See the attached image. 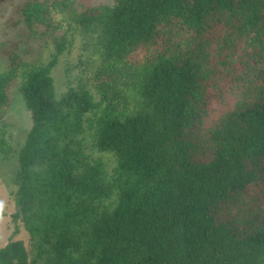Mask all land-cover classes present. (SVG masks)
<instances>
[{"label": "trees", "instance_id": "16d2710c", "mask_svg": "<svg viewBox=\"0 0 264 264\" xmlns=\"http://www.w3.org/2000/svg\"><path fill=\"white\" fill-rule=\"evenodd\" d=\"M77 1L19 9L29 26L60 15L63 40L49 63L11 54L0 75V108L19 84L33 120L14 219L53 242L49 264H264V0ZM78 30L83 74L126 68L99 100L84 86L55 94L52 68ZM87 115L110 174L63 146ZM29 259L22 240L0 248V264Z\"/></svg>", "mask_w": 264, "mask_h": 264}, {"label": "rangeland", "instance_id": "374dc122", "mask_svg": "<svg viewBox=\"0 0 264 264\" xmlns=\"http://www.w3.org/2000/svg\"><path fill=\"white\" fill-rule=\"evenodd\" d=\"M117 0H78L80 6L114 5ZM25 0H0V75L5 74L11 66V54H18L20 58L44 65L51 61L56 53V46L63 39L60 32L53 28L55 22L60 19L56 15L48 21L47 26L27 25L19 13ZM85 36L81 30L68 36L70 45L59 55L58 63L52 68L51 75L54 79V89L57 98L66 93L71 87L84 86L90 90L96 100H99L98 85L113 81H121L126 68L120 64L117 69H101V62L92 64L93 73L83 74L78 66L81 54V46ZM101 69L98 73L97 71ZM105 106V104H103ZM120 109H127L123 102ZM205 108V107H204ZM208 108L202 109L193 117V126L190 132L198 131L202 120L201 115H207ZM90 115L83 121V129L74 140H66L63 146L78 152L81 161L102 160L110 174L115 166L116 158L112 153L100 152L92 148L93 137L89 131ZM33 126L30 111L27 109L25 99L19 91V84L10 87L8 102L0 108V248L11 240L24 241L30 259L28 264H49L56 261V252L53 250V242H46L41 235L33 236L26 228L22 218L15 220L13 215L17 211L16 193L17 171L19 168V152L25 144L26 138ZM80 149V151H79Z\"/></svg>", "mask_w": 264, "mask_h": 264}]
</instances>
